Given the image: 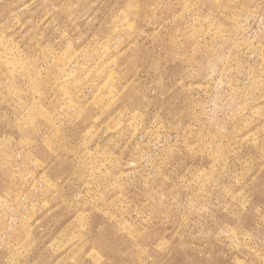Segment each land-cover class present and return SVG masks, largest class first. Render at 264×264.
<instances>
[{
    "label": "rangeland",
    "instance_id": "obj_1",
    "mask_svg": "<svg viewBox=\"0 0 264 264\" xmlns=\"http://www.w3.org/2000/svg\"><path fill=\"white\" fill-rule=\"evenodd\" d=\"M0 264H264V0H0Z\"/></svg>",
    "mask_w": 264,
    "mask_h": 264
}]
</instances>
